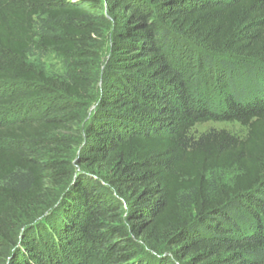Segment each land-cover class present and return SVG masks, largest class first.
<instances>
[{"label":"trees","instance_id":"16d2710c","mask_svg":"<svg viewBox=\"0 0 264 264\" xmlns=\"http://www.w3.org/2000/svg\"><path fill=\"white\" fill-rule=\"evenodd\" d=\"M37 40L66 74L30 62ZM207 122L248 134L193 139ZM151 255L264 264V0H0V264Z\"/></svg>","mask_w":264,"mask_h":264},{"label":"rangeland","instance_id":"374dc122","mask_svg":"<svg viewBox=\"0 0 264 264\" xmlns=\"http://www.w3.org/2000/svg\"><path fill=\"white\" fill-rule=\"evenodd\" d=\"M63 23H55L47 19V17H41L37 20V29L36 32L38 35L53 34L59 35L61 33ZM40 39V38H38ZM97 44V43H96ZM109 42L105 38L99 40V44L95 46L96 51H99L101 57L98 61H92L93 68L97 71L101 66L106 62L109 57ZM30 62L34 63L39 69L45 71L49 76L62 77L66 74L68 70V65L71 62V59L60 55L53 49H44L40 43V40H37L33 54L31 55ZM98 85L100 86L101 81L98 79ZM94 109V107H93ZM227 131L230 134L244 139L248 134V128L243 127L239 123L231 122H207L201 123L194 127L191 132V137L193 139H199L205 134H208L213 131ZM237 171H225L217 172L210 176L212 183V193L216 195L220 190L226 189L233 184L235 177L237 176ZM165 261L167 264L171 260L166 255L161 256H149L150 263L156 264V262Z\"/></svg>","mask_w":264,"mask_h":264}]
</instances>
